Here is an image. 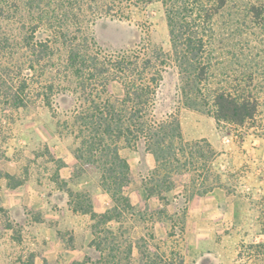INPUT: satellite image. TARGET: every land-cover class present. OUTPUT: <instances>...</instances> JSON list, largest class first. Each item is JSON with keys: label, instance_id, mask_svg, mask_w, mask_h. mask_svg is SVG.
Listing matches in <instances>:
<instances>
[{"label": "rangeland", "instance_id": "obj_1", "mask_svg": "<svg viewBox=\"0 0 264 264\" xmlns=\"http://www.w3.org/2000/svg\"><path fill=\"white\" fill-rule=\"evenodd\" d=\"M250 1L228 0L215 17L212 67L201 86L204 97L200 108L186 105L182 96L184 82L177 67L171 62L161 67L163 78L153 113L159 120L169 114L178 115L188 153L191 146L198 150L195 142H199L204 158H182L179 178H172L180 186L166 194L167 207L158 196L148 197L145 188V183L153 186L163 178L156 172L154 154L149 152L151 166L145 159L144 143L130 148L121 141L122 155L131 160L129 194L134 210H128L121 223L115 225L109 243L103 244L107 250L102 258L100 252L89 250L83 257H90L87 264H103L113 258L110 253L121 264H264V128H260L264 110L253 124L236 127L218 123L212 104V94L218 87L232 85L242 77L249 55L264 56V28L252 21L247 10ZM92 32L103 59L124 53L139 55L156 48L171 49L161 2L135 6L122 19L98 17ZM23 75L33 82L27 106L10 109L0 94V156L7 151L10 155L20 153L23 172L32 169L43 180L56 178L59 167L53 151L57 154L62 148L76 157L81 145L68 112L74 108L75 99L72 95L57 96L55 116L35 94L34 83L39 76L35 80L27 70ZM108 87L106 95L112 99L124 96L119 80L111 81ZM204 139L211 143L214 153ZM75 172L101 183L96 164L78 160ZM205 188L211 190L200 194ZM87 191L75 187L74 197L78 199L79 193L89 195Z\"/></svg>", "mask_w": 264, "mask_h": 264}, {"label": "trees", "instance_id": "obj_2", "mask_svg": "<svg viewBox=\"0 0 264 264\" xmlns=\"http://www.w3.org/2000/svg\"><path fill=\"white\" fill-rule=\"evenodd\" d=\"M227 1L0 0V94L10 109L27 106V99L33 94V82L23 75L27 70L35 80L39 76L34 83L35 94L55 116L58 113L54 105L56 97H74L75 106L68 112L74 120L76 137L81 139L76 157L96 164L101 171V187L114 201V206L103 214L94 211L88 194L79 193L75 203V210L90 213L95 220L92 244L101 258L107 250L103 244L109 243L114 232L109 223H121L125 213L134 210L129 194L133 174L128 159L121 153V141L130 148L144 143L145 150L154 154L158 164L156 172L163 174V178L153 186L145 183V188L148 197L158 196L164 205L169 204L166 194L180 186L172 178L176 176L178 180L182 158L205 156L199 142H195L198 150L191 146L188 153L178 115L169 114L159 120L153 112L163 78L161 67L168 62L177 67L183 79L182 96L186 105L202 106L201 86L212 67L214 21ZM152 2H161L165 8L170 51L156 48L139 55L124 53L103 59L92 32L96 19L102 16L122 19L129 16L133 7ZM247 7L254 24L264 28V0H252ZM263 61L264 56L249 55L242 77L213 92V114L218 123L245 127L253 124L264 110ZM113 80L122 82L125 89L122 98L106 95ZM204 141L214 153L211 143ZM48 152L53 157L49 149ZM55 161L59 168L64 165L62 159ZM0 176L14 179L1 165ZM210 190L205 188L200 194ZM69 194L75 195L74 191ZM0 212H5L1 205ZM132 252L130 245L129 253ZM109 256L113 258L103 264H121L115 262L112 253ZM88 262L90 257L74 264Z\"/></svg>", "mask_w": 264, "mask_h": 264}, {"label": "crops", "instance_id": "obj_3", "mask_svg": "<svg viewBox=\"0 0 264 264\" xmlns=\"http://www.w3.org/2000/svg\"><path fill=\"white\" fill-rule=\"evenodd\" d=\"M53 154L64 161L56 176L59 181L53 177L43 180L32 169L23 172L20 153L7 151L0 156V165L14 177L0 176V205L5 209L0 212V264H74L95 250V220L90 213L75 210L77 198L69 191L87 188L98 214L111 209L114 201L101 183L75 172L78 159L73 154L62 148ZM145 159L149 162L152 154L147 151ZM116 224L109 223L112 229Z\"/></svg>", "mask_w": 264, "mask_h": 264}]
</instances>
